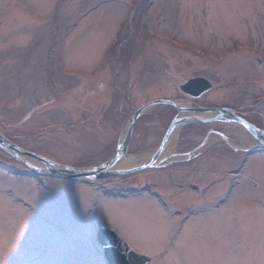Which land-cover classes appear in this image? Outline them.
Listing matches in <instances>:
<instances>
[{
	"label": "rangeland",
	"instance_id": "1",
	"mask_svg": "<svg viewBox=\"0 0 264 264\" xmlns=\"http://www.w3.org/2000/svg\"><path fill=\"white\" fill-rule=\"evenodd\" d=\"M196 77L211 86L192 97L180 85ZM159 98L245 112L264 130V0H0V132L20 148L91 167ZM176 114L145 110L127 157L157 149ZM237 124H187L160 166L94 182L38 176L0 148V264H107L104 225L146 264H264V151L208 139L260 145ZM204 139L200 157L175 161ZM144 179L162 193L126 190Z\"/></svg>",
	"mask_w": 264,
	"mask_h": 264
},
{
	"label": "water",
	"instance_id": "2",
	"mask_svg": "<svg viewBox=\"0 0 264 264\" xmlns=\"http://www.w3.org/2000/svg\"><path fill=\"white\" fill-rule=\"evenodd\" d=\"M210 86L211 85L209 81L204 77H196V78L188 79L183 83H181L180 85L183 91L191 95H198L204 90L208 89ZM181 101H182L181 99L159 98L150 101L147 104L137 108L129 118L126 134L124 137H122L119 140L115 154L107 161L95 166L80 168L68 164H61L49 157H45L33 151L20 148L18 145L13 143L7 136L2 134V132H0V148L6 152H11L14 158L23 162L30 168L37 170L38 172L52 174L58 177H62L69 180H75V181H91L106 176L131 174L140 171L142 169L159 166L160 164H157L156 161L159 155L161 154V152L165 149L169 141L170 135L174 131L176 132L179 131L183 126L197 121L212 122V121L222 120L225 122L238 123L244 128H246L248 132L251 133L256 138V140L260 145L249 149L234 147L231 145L227 137H225L224 135L225 142L228 145L232 146L235 150H248V151L254 149L264 150V130L257 127L255 124L251 123L250 121H248L245 117L237 113L235 110L230 109L228 107L200 106L196 103L195 106H192V105L182 104ZM162 104L171 105L177 108L179 113H183V112L184 113L180 115L177 114L173 118L162 138L161 143L157 147L154 155L151 156L147 161L132 167L115 169L114 166L121 159L131 155L130 153L127 152V148L132 136L133 126L137 118L145 110L152 108L153 106H158ZM205 141L206 139H204V141L201 144H199L195 149L188 152L186 157H183L182 159H177L176 161H183L186 158L193 156L200 148L204 146ZM14 151L15 152L19 151L20 154L39 159L40 162L39 165L27 161V159H25V157H23L22 155L14 154ZM102 230H103L102 232L105 235H107V233L110 231L113 232L109 228ZM115 235L118 237L117 239L122 246V250L118 245L117 247L115 246L109 248L108 253L106 255L107 264H146L147 262L151 261L152 259L151 255L140 254L135 252L131 247L128 246V244L122 237H119L116 233ZM124 247L128 248L129 253L125 249H123ZM109 250L114 256L113 259H111L112 257ZM123 253L130 256L129 260L128 257H126Z\"/></svg>",
	"mask_w": 264,
	"mask_h": 264
},
{
	"label": "bare ground",
	"instance_id": "3",
	"mask_svg": "<svg viewBox=\"0 0 264 264\" xmlns=\"http://www.w3.org/2000/svg\"><path fill=\"white\" fill-rule=\"evenodd\" d=\"M253 102H258V100H254ZM217 121H212L210 123H215ZM237 126H239L243 132L244 130V133H245V130H247L246 128H244L243 126H241L240 124ZM248 131V130H247ZM177 136H178V131H174L170 137H169V141L165 147V149L161 152V154L159 155L156 163L157 164H161L163 163L171 154L174 153V150H175V143H176V139H177ZM246 138L248 139V141L253 144V145H256L258 143V141L256 140V138L251 134V133H246ZM208 139L212 140V141H216V140H220V139H224V135L221 134V133H218L217 131H211L209 136H208ZM232 145H234L235 147V144L230 142ZM156 149L153 150L151 153L149 154H146V155H143V156H139V155H135V156H132V157H126L124 158L123 160H120L115 166L114 168L115 169H119V168H128V167H132V166H135V165H139V164H142L143 162L147 161L151 156L154 155ZM22 155V154H21ZM23 157H25V159H27V161L31 162V163H34L36 165H39V159L37 158H33L31 156H27V155H22ZM185 157V156H184ZM183 157H180V158H177V159H182ZM125 250L129 253V250L127 247H125Z\"/></svg>",
	"mask_w": 264,
	"mask_h": 264
},
{
	"label": "flooded vegetation",
	"instance_id": "4",
	"mask_svg": "<svg viewBox=\"0 0 264 264\" xmlns=\"http://www.w3.org/2000/svg\"><path fill=\"white\" fill-rule=\"evenodd\" d=\"M242 113L245 115V117L247 116V114L245 112H242ZM173 117H172V119H173ZM189 151H191V149ZM200 156H201V152L199 151L196 154H194L193 156L188 157L186 160L187 161H191V160H194V159H196L197 157H200ZM195 167H196V165H195ZM194 170H196V169H194ZM144 181H145V183H144ZM146 181H147L146 179H144L143 181L138 180V182H136V185L135 186L131 182L128 181L127 182L128 184H126V185L131 186V187H125V188L126 189H129V190H132V192H135L137 190H150V191H153L155 194L162 193L160 189L155 188V185L154 184H151L150 186H148V184H146ZM142 182H143V184H142ZM212 183L214 184V181H212ZM140 184H142L143 186H141ZM185 185H187V184H185ZM188 186H190V188L192 187L195 190H199V186H197V185H193V184L188 183Z\"/></svg>",
	"mask_w": 264,
	"mask_h": 264
},
{
	"label": "snow or ice",
	"instance_id": "5",
	"mask_svg": "<svg viewBox=\"0 0 264 264\" xmlns=\"http://www.w3.org/2000/svg\"><path fill=\"white\" fill-rule=\"evenodd\" d=\"M145 254H150V253H145Z\"/></svg>",
	"mask_w": 264,
	"mask_h": 264
}]
</instances>
